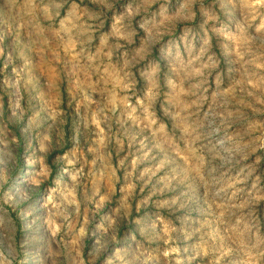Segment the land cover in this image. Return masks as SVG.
Here are the masks:
<instances>
[{"label":"rangeland","instance_id":"obj_1","mask_svg":"<svg viewBox=\"0 0 264 264\" xmlns=\"http://www.w3.org/2000/svg\"><path fill=\"white\" fill-rule=\"evenodd\" d=\"M0 264H264V0H0Z\"/></svg>","mask_w":264,"mask_h":264}]
</instances>
